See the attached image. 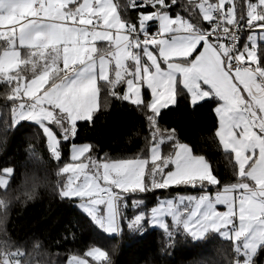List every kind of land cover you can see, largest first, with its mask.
Wrapping results in <instances>:
<instances>
[{"label":"snow or ice","instance_id":"6c2138e0","mask_svg":"<svg viewBox=\"0 0 264 264\" xmlns=\"http://www.w3.org/2000/svg\"><path fill=\"white\" fill-rule=\"evenodd\" d=\"M0 41L12 125L35 124L56 161L70 146L57 172L62 199L78 201L113 238L122 220L138 232L146 221L168 246L177 234L216 235L230 245L225 264H256L264 251V0H0ZM109 97L144 115L146 155L97 157L93 145L73 142L78 122L93 123ZM180 99L212 106L213 136L234 161L231 180L159 125ZM13 177V167L0 168V191ZM173 187L185 191L146 210L144 194ZM25 255L0 245V264H31ZM91 262L111 259L91 247L66 264Z\"/></svg>","mask_w":264,"mask_h":264},{"label":"trees","instance_id":"16d2710c","mask_svg":"<svg viewBox=\"0 0 264 264\" xmlns=\"http://www.w3.org/2000/svg\"><path fill=\"white\" fill-rule=\"evenodd\" d=\"M7 87L0 82V168L13 167L14 177L7 192L0 191L4 202L0 205V245L11 242L12 251L25 253L24 259L31 264H66L71 255H83L91 247L108 252L111 264H225L230 245L219 236L194 241L177 234L168 246L162 230L146 221L143 232L130 230L123 220L122 235L113 238L83 213L78 201L62 199L58 195L62 177L57 172L68 162L69 147L64 146L63 159L56 161L36 125L21 122L13 126L11 105H6L4 97ZM215 123L212 106L193 109L184 99L162 110L159 118L162 129L175 130L180 143H188L194 154L205 156L221 179L231 180L234 161L213 136ZM77 132L73 142L91 143L97 157L107 153L112 158H127L148 152L144 115L114 97L95 113L93 123L78 122ZM35 191L40 196L28 200ZM183 191L171 189L163 194ZM133 211L129 207L125 215L130 218ZM256 264H264V251L256 257Z\"/></svg>","mask_w":264,"mask_h":264},{"label":"rangeland","instance_id":"374dc122","mask_svg":"<svg viewBox=\"0 0 264 264\" xmlns=\"http://www.w3.org/2000/svg\"><path fill=\"white\" fill-rule=\"evenodd\" d=\"M98 43L99 42H97V46H98ZM29 75H31L30 73H29ZM35 125V124H34ZM37 127V126H36ZM38 128V127H37ZM39 129V128H38ZM40 130V129H39ZM40 133L42 134V132H41V130H40ZM42 136H43V134H42ZM86 143H88V142H86ZM76 144H84V143H76ZM88 144H91V143H88ZM184 144H187V145H189L188 143H184ZM92 145V144H91ZM190 146V145H189ZM68 147H69V150H70V146L68 145ZM191 147V146H190ZM171 150V144L170 143H165V144H163L162 146H161V152H162V154H167L169 151ZM63 154H64V151H62V157H63ZM68 159H69V152H68ZM206 158V157H205ZM207 159V158H206ZM147 171V170H146ZM172 189H183V188H176V187H173ZM169 190H171V189H169ZM169 190H154L153 192H149V193H147V194H144L141 198L143 199V201H144V204H145V206H146V210H150L153 206H155L156 205V202H157V198H163V197H169V196H173V194H163V191H169ZM184 192V191H183ZM179 194H182V193H179ZM176 195H178V194H176ZM131 204V202H129V205ZM130 207V206H129ZM130 209H131V207H130ZM132 210V209H131ZM134 214H135V212L133 211V213L130 215V218L131 217H133L134 216ZM128 215V214H127ZM128 217V216H127ZM129 218V217H128ZM123 221V220H122ZM121 221V222H122ZM150 226H152V225H150ZM152 227H154V226H152ZM99 248H101V247H99ZM102 250H104L103 248H101ZM105 251V250H104ZM71 256H73V255H71ZM80 256H82V255H80ZM89 260H91V258L89 257L88 258Z\"/></svg>","mask_w":264,"mask_h":264},{"label":"clouds","instance_id":"9594fccd","mask_svg":"<svg viewBox=\"0 0 264 264\" xmlns=\"http://www.w3.org/2000/svg\"><path fill=\"white\" fill-rule=\"evenodd\" d=\"M39 196H40V192H39V191H35L33 194H31V195L28 197V200H32V201H34V200L37 199Z\"/></svg>","mask_w":264,"mask_h":264},{"label":"crops","instance_id":"0c3cea01","mask_svg":"<svg viewBox=\"0 0 264 264\" xmlns=\"http://www.w3.org/2000/svg\"><path fill=\"white\" fill-rule=\"evenodd\" d=\"M105 42H99L98 46H103ZM218 207H222V206H218Z\"/></svg>","mask_w":264,"mask_h":264},{"label":"built area","instance_id":"2783aa9c","mask_svg":"<svg viewBox=\"0 0 264 264\" xmlns=\"http://www.w3.org/2000/svg\"><path fill=\"white\" fill-rule=\"evenodd\" d=\"M156 29H155V27L151 30V31H155ZM242 39H243V37H242Z\"/></svg>","mask_w":264,"mask_h":264}]
</instances>
